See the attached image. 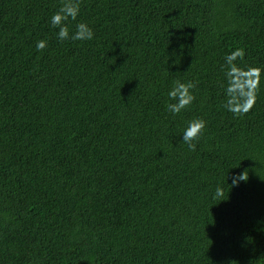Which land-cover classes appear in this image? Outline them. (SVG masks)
Segmentation results:
<instances>
[{
	"label": "trees",
	"instance_id": "1",
	"mask_svg": "<svg viewBox=\"0 0 264 264\" xmlns=\"http://www.w3.org/2000/svg\"><path fill=\"white\" fill-rule=\"evenodd\" d=\"M60 3L0 0V264H264V0H81L94 38L64 42ZM237 48L262 70L239 118ZM176 80L197 87L174 116Z\"/></svg>",
	"mask_w": 264,
	"mask_h": 264
},
{
	"label": "clouds",
	"instance_id": "2",
	"mask_svg": "<svg viewBox=\"0 0 264 264\" xmlns=\"http://www.w3.org/2000/svg\"><path fill=\"white\" fill-rule=\"evenodd\" d=\"M81 0H61L59 9L51 16L50 24L57 29V38L59 41H86L94 38V32L87 23L80 22L76 24V30L70 33L67 21L77 20L80 12ZM47 48V41L40 40L36 43L37 51H43ZM246 53L243 48H237L224 57L227 65L225 76L228 86L225 89L226 101L224 107L227 111L236 117L247 115L255 105L256 94L261 85L262 70L257 67H249L244 70L237 66V60H243ZM197 87L195 82H181L176 80L173 87L167 93L169 103L167 110L174 116L179 115L182 111L188 109L196 99L193 89ZM207 123L202 118H194L187 123L182 135L183 143L188 146L191 151L196 150L198 141L205 131ZM249 180V170L245 169L232 178L231 187H236L240 182ZM264 180V179H262ZM225 195L224 188L218 186L215 189L213 199H220L221 202Z\"/></svg>",
	"mask_w": 264,
	"mask_h": 264
}]
</instances>
